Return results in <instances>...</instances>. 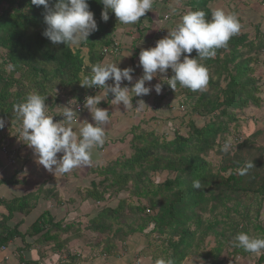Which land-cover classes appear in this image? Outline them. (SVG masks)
Instances as JSON below:
<instances>
[{"label":"trees","instance_id":"obj_1","mask_svg":"<svg viewBox=\"0 0 264 264\" xmlns=\"http://www.w3.org/2000/svg\"><path fill=\"white\" fill-rule=\"evenodd\" d=\"M218 1L222 2L179 0L177 7L170 10L167 22L195 10L204 11L206 19H210L213 11L222 8L218 3L217 9L211 10L210 6ZM87 2L97 30L88 41L74 46L54 45L43 35L46 28L43 6L32 5L31 0H0V119L4 121V127L0 128V149L6 146L8 150L15 141L19 142L21 122L13 106L23 102L29 94L46 97V114L52 110H57L58 114L64 100L80 103L83 112L85 98L103 90L82 87L80 83L91 75L93 65L109 60L116 63L117 59L106 58L104 48L113 44L112 34L118 21L113 13H109L107 22L101 19L100 0ZM54 3L55 0H50L49 7ZM249 7L255 9L257 5ZM249 7L242 14L248 13ZM149 12L139 21L147 18L154 23ZM230 14L234 15V11ZM256 16L255 22L236 17L240 29L229 39L227 47L217 49L214 57L199 61L208 72L204 90L191 91L179 84L173 90L165 77L156 81L162 84V98L169 95L172 101H177L176 107L185 110L184 119L194 114L206 119L202 126L188 119L187 132H175L172 137L155 132L136 133L135 126L130 134L132 154L129 157L122 155L103 168L90 169L91 174L102 180L96 182L94 178L87 183L80 200L91 201L93 205L118 200L122 192L128 194L125 199L116 200L111 209L97 211L95 208L93 219L84 226L86 232L105 237L89 242L94 251L101 248L96 252L100 256L116 255L119 251L116 242L122 245L129 236L141 234L149 247H158L160 251V256L152 255L153 264L157 259L171 260L172 264H225L226 259L235 256H240L243 264H264V252L248 253L232 244L233 238L241 232L251 238H264V219L260 220L264 217V151L256 148L253 141L262 133L259 129L263 126L252 135L242 130V113L249 108L262 110L264 102L259 84L264 75L258 72L260 56L264 58V18L261 19L260 14ZM156 19V25L166 23L163 18L157 16ZM245 24L250 32H244ZM196 55L193 50L190 58ZM129 64L132 66L133 59ZM166 74L167 77L173 75L170 69ZM253 119L245 120L251 126ZM23 144L21 142V146ZM252 152L258 156L254 157ZM211 153L219 158L216 166L207 160ZM249 162L254 167L241 175L240 170ZM164 172L173 178L154 186L150 175ZM195 180L201 182L200 189L193 188ZM25 199L22 198L23 204L16 201L6 204L8 211L14 205L23 212L31 208L24 206ZM68 202L74 205L75 200L69 198ZM205 215L210 218L204 219ZM53 220L48 228L41 221L33 224L30 235L41 236L45 246L54 244L62 249L65 264L83 260L78 253L72 255L69 248L71 243L83 238L82 222L61 228L60 224L52 223ZM7 221L0 220V246L5 247L10 239L18 236L17 232H12L16 225L9 230L6 228ZM68 233L67 238L61 239ZM208 236L215 239V247L210 250H206L204 244Z\"/></svg>","mask_w":264,"mask_h":264},{"label":"clouds","instance_id":"obj_2","mask_svg":"<svg viewBox=\"0 0 264 264\" xmlns=\"http://www.w3.org/2000/svg\"><path fill=\"white\" fill-rule=\"evenodd\" d=\"M49 2L50 0H31L32 5L43 6L46 10L44 15L46 28L43 35L54 45L88 41L87 38L97 30V23L94 14L89 10L87 0H55L51 8ZM100 3L103 5L101 19L104 22L108 21L109 13H113L118 22L130 25L135 24L150 11L153 0H100ZM167 20L163 18V21ZM139 26H142L141 22ZM239 29L240 24L235 15L227 14L222 9L213 11L210 19H206V13L202 10L183 14L176 27L168 31L166 37L158 40L154 47L140 51L139 67L143 74L131 88L122 87L121 83L132 82V68L121 69L117 63L110 60V63L93 65L91 75L86 76L80 84L82 87L103 89V96H87L84 100V107L90 112L94 124L87 121L78 122L83 112L77 118V113L72 108L75 100L70 101L69 106L65 107L62 103L60 115L63 116V120L54 122L53 116L45 112L46 97L38 93L29 94L23 102L13 106L17 119L21 122L20 134L24 142L33 149L37 162L54 175L57 173L63 175L73 168L89 164L91 150L103 145L105 139L104 125L108 122L109 113L106 109L97 107L102 100L111 94L112 104H122L125 109L139 110L145 104L139 101L134 108L133 97L148 95L153 89L160 94L162 84L157 83L152 87H146L145 84L152 81L157 74L164 76L169 69L173 75L165 76V81L173 90L178 84L191 91L204 90L208 83V72L199 61L214 57L217 49L227 47L229 39L237 34ZM112 42L118 43L120 56V41ZM193 50H196L197 55L190 58ZM109 80L112 81L111 84L107 83ZM3 127L4 121L0 119V128ZM225 147L227 148V145ZM58 153H62L59 159ZM16 159L17 154L14 164ZM252 167H254L252 162L247 163L240 170V174L244 175ZM192 186L194 189H200L201 182L195 180ZM232 244L248 253L264 252V238H251L244 232L238 233ZM156 264L172 262L157 259Z\"/></svg>","mask_w":264,"mask_h":264},{"label":"crops","instance_id":"obj_3","mask_svg":"<svg viewBox=\"0 0 264 264\" xmlns=\"http://www.w3.org/2000/svg\"><path fill=\"white\" fill-rule=\"evenodd\" d=\"M154 16L152 15L154 23L146 18V22L141 21V27H138L137 29V26L134 28L129 27V30H125L126 35H122L123 38H120L119 40L121 43V53L120 56L116 58L117 66L119 68L124 67L133 69L132 82L129 83L128 81H122V87L128 86L131 88L135 81L142 76V70L138 69L139 53L142 49L144 50L155 46L154 38H158V36H156L159 34L158 28L164 32L171 31V29L178 24L179 20V17H177L169 23L163 22L162 25H156L157 16L156 18ZM138 22L140 23V21H137L135 24L138 25ZM132 59L133 64L130 66L129 61ZM125 62H127L128 65H125ZM107 63L110 62L107 61ZM135 67L138 69L137 71L134 69ZM109 96H111V94H109ZM109 96L107 97L108 99L105 98V100H102L98 104L101 105L102 109H106L109 113L108 122L104 125L105 137L107 131H110L108 125L111 126V121H114L111 128L112 131L116 126H122L124 124L131 126L133 124V117L131 116L133 110H136L125 109L122 104H112L110 100L113 97ZM136 98L137 97L134 96L132 101ZM133 102L134 104H137L136 100ZM119 117L125 119L120 121ZM53 121L55 122L56 120L54 119ZM84 121L94 124L88 110L85 111L84 114L82 113L80 119H78V122ZM21 142L25 143L22 135L19 138V142L15 141L14 144H11L10 149H8V151L18 154L16 164L14 165H11L0 152V220L8 219L5 224L6 228L9 230L16 225L15 230L12 232L18 233L17 237H13V239L8 241L7 247L1 246L5 248H0V264H65L66 260H62L63 257H61L64 254L63 250L57 249L54 244L45 246L42 243L43 240H41V236L30 235V226L41 221V224H46L45 228H48L51 227L50 222L53 219L52 223L60 224L61 228H64L66 225L72 226V224H77L78 221L82 222V224H87L93 219V211L95 208L99 211L104 210V208L111 209L112 205H116V202H113L112 199L106 201V203L96 202L92 205L91 201H83L82 199L81 201L79 196L80 194H83V190L89 185L87 183L94 179L88 178V176L86 177L85 169H90L95 163L98 165L105 163L104 165L106 166L107 163L114 161L121 156V154L115 153L123 149V147L122 145L115 144L108 148L105 146V143L107 142L106 139H104L103 145L94 147L91 150L89 164L77 167L79 168V171L76 172V175L73 170H71V173H68V175H59L58 173L54 175V173L51 174V172L47 171L37 162V157L34 154L33 149L26 143L21 146ZM104 148H106L105 151H103ZM60 156H62V153L57 154L58 159ZM102 157L106 159L102 161ZM36 166H38V169ZM102 167L103 166L99 168ZM26 173L31 174V176H26ZM16 175H18L23 182H27V186L22 185L23 182L10 183V180ZM93 176L95 177L96 174ZM71 177L73 179H71ZM30 178H37V180L35 181L32 179V182L29 185ZM96 179V182H98L99 180H102V177H96ZM106 197H108V195H106ZM22 198H27L28 200L32 199L29 205L31 208L23 212L22 210L18 211L15 209L16 206L14 205L9 208V213L6 204H11V202L15 203V201L17 202ZM69 198L75 200L74 205L69 204ZM43 233H45V230H43ZM66 235L67 234L62 235L61 239L67 238ZM88 235L90 242L105 239V237L102 238L103 235H98V237L96 234V236H93L94 234L92 233H89ZM115 245H119L117 246L119 255L108 256L107 254H104L100 256L96 252H100L101 248L94 251L95 249L93 250L91 248L93 246L88 243V247L86 248V250H88V255L84 259L81 257L83 260H80L75 264H153L152 260L154 259V256L152 255L155 254L147 248L144 249L145 245L148 244L141 234L129 236L122 245L120 242H116ZM74 250L78 253V250ZM74 250L70 248L72 255Z\"/></svg>","mask_w":264,"mask_h":264},{"label":"rangeland","instance_id":"obj_4","mask_svg":"<svg viewBox=\"0 0 264 264\" xmlns=\"http://www.w3.org/2000/svg\"><path fill=\"white\" fill-rule=\"evenodd\" d=\"M178 1L179 0H153V5L152 8L150 9V12L153 15V11L154 14L156 16H158L159 18H164L165 16L171 14L170 10H172V8H176L178 5ZM219 1L216 2L214 5L210 6L211 10L212 9H217V5H218ZM222 6V10L227 13L230 14L231 11H234V15L235 17H238L239 19L242 20H252L254 18H257L259 15L261 16V19L264 18V0H222L221 3ZM257 5V7L255 9H250L249 5ZM249 7V12L248 13H243L245 11V9L247 10ZM2 8V6H0V9ZM182 16V14H181ZM246 17H251V18H246ZM177 17H175L176 19ZM174 20V18L172 19ZM180 20V18H179ZM178 20V22H179ZM256 19H254L253 21L255 22ZM117 21V20H116ZM146 22V19L144 20ZM260 21V19H259ZM258 21V22H259ZM135 26H137V24H130V25H124L121 24L120 22H118L116 24V31L112 34V37L114 38L113 41H118L120 40V38L122 39L123 36L122 35H126L125 30H129L128 28H134ZM246 29L244 30V32H250V28L248 29L247 24H245ZM175 27H173L171 30H173ZM168 34V32H164L163 30H159V34H157L156 36H158V39H162L164 37H166ZM253 36V35H252ZM252 38V37H251ZM153 39V38H151ZM154 38V44H156L157 40ZM153 44V42H152ZM74 46H78V44H74ZM144 48V47H143ZM143 50V49H142ZM141 51V50H140ZM1 51H0V56H1ZM106 58H107V53H106ZM260 60L261 63L259 64L260 69L258 70V72H263L264 75V66H263V61L264 58L262 56H260ZM1 62V60H0ZM104 63H107L106 61H104ZM125 65H128L127 62H125ZM139 67V66H138ZM121 69H124L121 68ZM136 71L138 70L136 67L134 68ZM257 72V73H258ZM167 74H164V76H162L161 74H157V76H155L153 78L152 81L147 82L146 83V87H152L154 85H156V81L160 80V79H164V77ZM261 74H256V76H259ZM108 84H111L112 81L109 80L107 81ZM260 88H261V96L263 97L264 100V80H260ZM57 90V89H56ZM55 90V91H56ZM164 94V92L161 91L160 94H157L155 92V90L153 89L148 95H143V96H136L137 98L134 99L133 101L136 100L137 104L132 101L133 107L135 108L138 105L139 101H143L145 106H142L139 110H133V114L131 117H133V121H132V125L127 126L126 124L122 125V126H116V128H113V131L111 130L114 121H111V126H109L110 131H107L106 134V142L105 146L110 148L113 145H122L123 149H121L120 151H117L115 154H121V156L123 155V157H129L132 152L130 150L129 147V143L131 142V133L132 130L134 129V127L136 126V133L139 132H155L157 135L160 136H168V137H172L174 135L175 132H181L182 134H185L187 132V128H186V122L187 120L191 119L194 120L196 122L197 125H201L204 123V118L203 117H198L196 114H194L193 116L189 117L188 114L186 116H188L187 118L184 119L185 117V110L184 108H177V101H172L171 97L169 95H164V97L162 98L161 96ZM96 95L99 96H103V91H101L99 94L97 93ZM111 97V96H109ZM108 99V98H107ZM106 99V100H107ZM105 100V99H104ZM191 104V103H190ZM61 107V106H60ZM59 107V108H60ZM99 107V106H97ZM101 108V106L99 107ZM262 110H258V109H254V108H249L248 110H245L242 115L244 116V121L242 123V130L245 134L248 135H252L253 133L256 132V130L262 131V133L256 138L254 139V145L256 148H260L263 149L264 151V102L262 104ZM102 109V108H101ZM46 111V109H45ZM87 111V109L84 107V112ZM124 111V110H123ZM263 111V112H261ZM125 113V112H124ZM47 115L49 116H53V120H54V116H56V110H52L51 113H47ZM241 116V115H240ZM239 116V118H240ZM254 117L253 120H250L252 122L251 126L248 125L247 120L248 118H252ZM120 121H122L125 118L119 117ZM116 122V121H115ZM263 128V129H262ZM256 129V130H255ZM106 148L103 149V151H105ZM264 152H262L263 154ZM253 156H258V154L256 152H252ZM107 157V156H106ZM109 157V156H108ZM106 158L102 157V161H104ZM208 161L212 162L213 165L216 166L217 162L219 161V158L216 157L215 153H211L208 158ZM107 163V162H106ZM103 163H101V165L98 164H93L92 167H90V169L92 170V168H99L101 166L105 167V163L102 165ZM108 164V163H107ZM40 166V165H39ZM38 169V166H36ZM102 167V168H103ZM90 169H85L86 173V177L88 176V178H95L93 175L91 174V170ZM76 175V172L79 171V168H73L72 169ZM68 173H71L68 172ZM68 173H65L64 175H68ZM52 174V172H51ZM60 175V174H59ZM26 176H31V174L26 173ZM151 181L154 184V186L158 185V184H162L167 178H173L172 175H169L167 173H158V174H154V175H150ZM33 178H30L29 181V185L31 184ZM71 179H73L71 177ZM33 180H37V178H34ZM97 180V179H96ZM15 182H19L22 183L23 180L19 178L18 175L14 176L11 180L10 183H15ZM22 185H26L27 186V182H23ZM87 185V184H86ZM22 188V187H21ZM20 188V190H21ZM43 188V187H42ZM44 189V188H43ZM128 194L126 192H122L120 194H118L117 198L119 199H125L126 196ZM28 198V197H27ZM25 199L26 200V204L24 203V206L26 205H30L31 200L32 199ZM116 198L113 199L114 202H116ZM117 200V201H118ZM18 204H21L22 199H19V201H17ZM25 202V201H24ZM23 204V202H22ZM116 204V203H115ZM17 206V205H15ZM262 214L264 215L263 211ZM209 219L210 216L209 215H205L204 219ZM264 217H262L260 220L263 221ZM86 224L83 223L81 225V236L83 237L82 239L80 238L78 241H76L75 243H71V245L69 246V248L71 249H76L78 250V254L81 255V257L84 259L88 254L86 248L88 247V243L90 242V239H88V234L89 232H86L85 227ZM70 235V233H68L66 236ZM96 236V235H93ZM99 240V239H97ZM152 245H153V241ZM215 239L213 236H208L206 241H205V245H206V250H210V248L215 247ZM119 246V245H117ZM157 246V245H156ZM149 247L148 245H145L144 249L147 248L149 251L154 252L155 255L160 256V251L157 250L158 247ZM120 253V252H119ZM77 254V251H73V255ZM118 254V253H117ZM119 255V254H118ZM226 253L225 251L223 252V257H225ZM225 264H243V259L240 258V256H235L233 259L228 258L225 260Z\"/></svg>","mask_w":264,"mask_h":264},{"label":"built area","instance_id":"obj_5","mask_svg":"<svg viewBox=\"0 0 264 264\" xmlns=\"http://www.w3.org/2000/svg\"><path fill=\"white\" fill-rule=\"evenodd\" d=\"M169 15L164 17V20L168 19ZM104 53L106 55L107 53V58H116L119 54V47H118V43L115 42L112 46H110L109 48H105L104 49ZM69 102L68 100H64L63 101V107L65 106H69ZM72 108L74 111H76L77 113V118L79 116V114L82 112V105L80 103H75L74 105H72ZM62 113V112H61ZM61 113L56 115V121L55 122H60L63 120V116L60 115ZM0 152L5 156V158L7 159V161L10 164H14V160H15V152H10L7 150L6 146H2L0 149Z\"/></svg>","mask_w":264,"mask_h":264}]
</instances>
